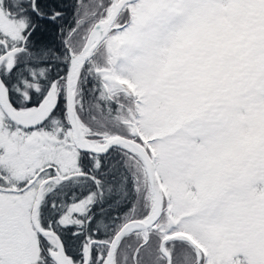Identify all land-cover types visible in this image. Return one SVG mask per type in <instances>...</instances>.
Here are the masks:
<instances>
[{"label":"snow or ice","instance_id":"snow-or-ice-1","mask_svg":"<svg viewBox=\"0 0 264 264\" xmlns=\"http://www.w3.org/2000/svg\"><path fill=\"white\" fill-rule=\"evenodd\" d=\"M0 264H264V0H0Z\"/></svg>","mask_w":264,"mask_h":264}]
</instances>
